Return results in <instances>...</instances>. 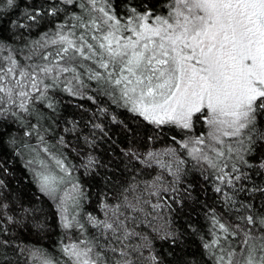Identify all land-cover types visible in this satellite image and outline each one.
<instances>
[{
    "label": "snow or ice",
    "instance_id": "snow-or-ice-1",
    "mask_svg": "<svg viewBox=\"0 0 264 264\" xmlns=\"http://www.w3.org/2000/svg\"><path fill=\"white\" fill-rule=\"evenodd\" d=\"M14 6L0 0V17ZM27 8L7 26L0 19V156L8 149L32 155L26 166L54 202L56 227L74 237L60 242L64 264H165L155 239L175 255L197 237L205 264H264V181L249 174L264 175V0H32ZM101 96L154 131L172 133L163 152L120 151L105 177L112 187L100 194L102 217L80 211L88 194L66 157L51 151L44 127L60 118L66 98L95 105ZM112 122L136 136L116 116ZM65 123V134L78 132V121ZM89 123L84 143L94 150L98 133L108 132ZM57 143L71 147L63 134ZM137 164L159 165L172 179L138 181ZM83 167L96 173L107 166L89 155ZM125 171L131 178L116 183ZM7 187L0 179V225L46 232L47 220L22 199L20 218L8 215ZM184 209L190 212L178 230L169 217ZM7 246L0 239V249ZM20 252L30 264H59L38 248Z\"/></svg>",
    "mask_w": 264,
    "mask_h": 264
},
{
    "label": "trees",
    "instance_id": "trees-1",
    "mask_svg": "<svg viewBox=\"0 0 264 264\" xmlns=\"http://www.w3.org/2000/svg\"><path fill=\"white\" fill-rule=\"evenodd\" d=\"M32 0H15V6L13 8L4 7L2 11L5 14L3 19L4 24L7 26L8 20L22 19L25 12L28 11L27 5L31 4ZM18 6V7H16ZM10 34V33H9ZM35 34V30H34ZM83 103L87 111H82L77 108L76 105ZM108 108L106 114L101 113L97 108ZM116 116V119L123 121L125 124L133 127L136 131V136L133 138L123 128V125H117L112 122V117ZM78 121L79 130L77 133H64V128L67 121ZM92 120L94 123H100L104 129L108 132V136L102 134L97 135L96 147L91 149L84 143V137L91 131V125L89 121ZM71 127L70 124L67 125ZM44 127L48 129L46 140L54 154H63L66 157V162L74 169L72 175L75 180L84 188L88 194V199L83 202V207L80 210L84 213H92L95 216H103V209L100 207V194L105 188L111 189L112 185L105 183V177L113 171L112 165L119 163L117 157L120 151L132 148L138 151H146L152 147H164L170 146L172 133L168 132L167 127L162 133L154 131L153 127L146 125V123L133 119L132 114L126 112L122 108H117L114 104L110 105V101L106 97H99L97 104L84 100H73L68 102L67 98L61 105L60 118L55 122L48 119L44 124ZM196 131H202L203 125L197 123ZM65 136V140L71 145L70 148H64L58 144V138L61 135ZM154 137V139H149ZM35 143V141H33ZM112 149H115V154ZM90 152L101 165L107 167H99L96 173H89L85 171L83 164L88 159V153ZM10 153L7 156H0V166H5L8 169L7 173H0V179H3L7 184L5 189V195L8 196L4 202L9 205L11 211L8 215H15L20 218V213L17 211L19 208V201L22 199L26 207H35L38 210L41 221L47 220L48 228L46 232L37 234L35 231H28L27 229H18L10 225H0V228H7V232H0V239L7 237L9 239V246L0 249V264H30L27 260V253H21L20 248L27 246L29 248H38L46 252L51 258L59 260V264H64V259L59 252V245L62 240L66 241L69 238L65 237L63 230L56 227V218L54 213L56 211L54 202L39 192L38 185L35 183L31 170L26 166V161L32 158V155L26 150L23 155H16L12 153L11 149H8ZM79 152V154H78ZM255 159H251L250 163L256 165L261 159L259 154L254 153ZM187 159V157H185ZM6 160L7 163L3 164ZM191 169V164L188 165ZM121 170H124V166L121 165ZM136 173V179L144 182L150 180L154 173L155 168H142L140 164L136 165L133 170ZM255 179L264 181V175H257L256 170L249 173ZM199 176V173H195ZM131 178V174L125 171L124 176L117 179L115 182L120 183L122 180ZM193 172L189 171L185 177V181L192 180ZM67 187H71L68 185ZM200 186H198L199 188ZM111 195V192L109 193ZM208 203H214L216 194L211 190V184L208 187ZM203 201V196H202ZM200 212V208L196 209ZM190 209H184V214L175 213L170 216L169 219L173 221V226L180 230L181 225H184L187 220V215ZM193 219H197L196 214L192 213ZM201 223H205L203 214L198 217ZM204 231H207L205 226ZM196 242H192L189 239L188 243L184 247V252H176L172 254L171 246L160 239L153 241V249L155 252H159L165 264H183L187 261L188 264H205L207 257L201 256V249H199V237L195 238ZM187 253V254H185ZM6 258V259H5Z\"/></svg>",
    "mask_w": 264,
    "mask_h": 264
},
{
    "label": "rangeland",
    "instance_id": "rangeland-1",
    "mask_svg": "<svg viewBox=\"0 0 264 264\" xmlns=\"http://www.w3.org/2000/svg\"><path fill=\"white\" fill-rule=\"evenodd\" d=\"M202 125H203V123H202ZM203 128H204V125H203ZM168 147H170V146H164V147H152V148H149L148 150H146V151H138V150H136L137 152H139V153H141V154H145V153H147V152H149V151H153V150H155V151H157V152H163L166 148H168ZM87 153L89 154V155H91L90 154V152L89 151H87ZM88 155V156H89ZM141 165V164H140ZM141 167L142 168H147V169H150V168H155V173H154V175H153V177L150 179V180H148V181H144V182H151L152 180H154V179H156L157 177H160L161 178V180H162V182L166 185L167 183H169L170 181H171V177L168 175V172H167V169H165V168H162V167H160L159 165H153V166H150V167H146V166H143V165H141ZM153 199H155V198H153ZM152 230L151 229H148V232H151ZM145 255H147V252L145 251Z\"/></svg>",
    "mask_w": 264,
    "mask_h": 264
}]
</instances>
